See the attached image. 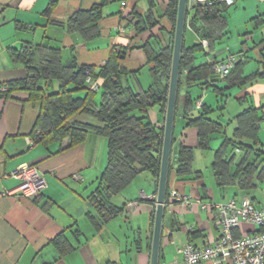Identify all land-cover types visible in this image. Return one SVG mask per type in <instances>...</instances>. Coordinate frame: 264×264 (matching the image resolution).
Instances as JSON below:
<instances>
[{
    "label": "crops",
    "instance_id": "0c3cea01",
    "mask_svg": "<svg viewBox=\"0 0 264 264\" xmlns=\"http://www.w3.org/2000/svg\"><path fill=\"white\" fill-rule=\"evenodd\" d=\"M171 1L0 0V86L26 77L24 66L13 60L11 51L41 45L58 50L63 64L88 66L94 74L112 53L125 51V57L119 59L120 81L133 91H144L152 82L144 45L157 43L173 47V27L167 14ZM122 2H125L124 7H121ZM260 6L263 7L257 0H237L224 9L220 15L226 23V36L215 41L212 48L195 29V11L187 13L182 44L201 48L194 55L192 68L223 62L234 55L241 62L243 77L258 72L264 52V9ZM93 7L100 10L96 23L98 35L85 40L75 30L68 29V22L76 13ZM146 15L154 26L138 33L134 27L136 18ZM185 75L186 72L182 75L175 104L166 184L168 199L163 212L158 264H173L179 258L178 241L198 246L214 244L217 240L219 234L211 215L201 210L194 203L196 200L223 204L248 196L253 206L260 208L264 194V178L256 177L254 189L247 193L234 186L217 187L211 167L214 152L223 137L232 138L236 115L254 108L262 120L254 152L257 155L249 158L256 161L257 172L264 169V80L257 78L240 87L228 88L221 97L213 92V97L205 92L212 90L210 87L187 88ZM212 82L219 89L225 87V82L216 76ZM52 90L56 92V84ZM187 94L194 102V113L202 106L208 107L212 112L210 118L217 121L224 132L215 136L207 151L197 148V131L186 126L182 117ZM97 99L93 98L95 104L100 102H96ZM39 113L40 103L30 101L25 92H15L8 98L0 96V264H150L155 212V203L150 198L155 199L157 192L153 175L140 173L111 197L109 202L119 211L109 220L100 221L91 198L100 187L99 177L106 167V139L88 134L81 143L70 147L66 140L45 147L35 143L28 146L25 139H32ZM146 115L156 129L163 130L165 115L156 106L147 110ZM242 142L252 144L246 139ZM181 145L193 149L191 169L199 173L200 178H195L193 173L177 176L176 155ZM257 148L262 153L256 152ZM201 153H209V156L195 165ZM236 154L238 159L241 153ZM32 167L44 182L33 200L16 190L17 180L5 179L6 175ZM172 190L190 198L193 205L186 208L173 203L169 197ZM128 202L137 203L130 213L125 209ZM93 217L97 222L93 223Z\"/></svg>",
    "mask_w": 264,
    "mask_h": 264
},
{
    "label": "trees",
    "instance_id": "16d2710c",
    "mask_svg": "<svg viewBox=\"0 0 264 264\" xmlns=\"http://www.w3.org/2000/svg\"><path fill=\"white\" fill-rule=\"evenodd\" d=\"M168 9L173 37L177 0H172ZM224 9L226 8L217 6L206 12L195 10L193 24H196L195 29L200 33V37L209 41L210 48L215 41L226 36V23L220 15ZM99 19L100 10L93 7L89 11L76 13L68 22V29L75 30L85 40L93 39L98 35L96 23ZM153 26L149 15L145 18H136L134 24L138 33ZM200 49L199 45L185 47L182 44L176 101L184 72L187 88L210 87L217 97H221L223 91L228 88L240 87L257 78L264 80L263 52L258 72L243 77L241 62L237 61L225 78H219L225 82V87L219 89L212 82L216 62L192 68L194 55ZM143 51L152 80L151 85L144 91H133L130 87L123 86L120 81L119 59L125 57V51L112 53L105 65L94 74L92 68L88 66H79L76 63L63 64L58 50L41 45L33 47L27 45L19 50H12L13 60L24 66L26 77L0 86L6 90L0 92L2 98H8L15 92H25L30 101L40 103V113L31 134L35 144L45 147L50 143H61L66 140L70 147L81 143L88 134L106 139V167L99 177L100 187L91 198L92 207L102 222L109 220L119 211L111 205L110 198L127 187L137 175L149 172L155 178L156 186L158 184L163 130L156 129L148 121L146 112L156 106L160 113L165 115L172 47L146 43ZM87 71L93 80L100 82L98 104L93 101L98 91L92 92L85 85ZM53 84H56V92H52ZM80 93L83 95L77 97L74 95ZM193 105V100L187 94L182 117L186 126L194 127L197 131V148L207 151L215 136L224 135V132L218 122L210 118L212 112L208 107L202 106L198 113H194ZM261 120V115L254 108H247L236 115V128L233 130L232 138L223 137L214 152L211 167L217 187L234 186L239 191L247 193L254 189L256 177L259 180L264 178V169L257 172L256 161L249 158L250 155L253 157L257 155L254 152ZM244 139L250 140L252 144L242 142ZM228 150L231 153L228 154ZM234 151L241 153L238 159ZM256 152L261 151L257 148ZM193 153L192 148L179 146L176 155L177 176L193 173L195 178H200L199 173H194L191 169ZM167 199L166 196L165 203ZM92 219L94 223L96 218Z\"/></svg>",
    "mask_w": 264,
    "mask_h": 264
},
{
    "label": "built area",
    "instance_id": "2783aa9c",
    "mask_svg": "<svg viewBox=\"0 0 264 264\" xmlns=\"http://www.w3.org/2000/svg\"><path fill=\"white\" fill-rule=\"evenodd\" d=\"M237 0H187L186 14L199 9L206 12L210 8L230 7ZM263 6L264 0H257ZM125 2L121 3V7ZM1 22V20H0ZM238 61L234 55L229 56L223 62H216L214 65V75L220 79L225 78ZM85 85L92 92H97L100 82L93 80L90 73H85ZM6 91L5 88H0ZM28 146L34 144L30 138H26ZM13 178L18 181L16 188L23 197L31 200L35 199L44 186L42 177L34 167L13 172L5 176V179ZM75 179H78L76 176ZM10 195L9 192H6ZM170 200L175 204H180L190 208V198L180 195L172 190L169 193ZM155 203L154 198H150ZM201 210L208 212L214 227L218 231V238L214 244L202 243L198 246L190 242L177 243V253L179 258L173 264H264V194L262 195V207L253 206L250 198L244 196L239 200H229L223 204H205L200 200L194 202ZM137 206L136 202L125 204L127 212H131ZM116 264V263H111Z\"/></svg>",
    "mask_w": 264,
    "mask_h": 264
},
{
    "label": "water",
    "instance_id": "95a60500",
    "mask_svg": "<svg viewBox=\"0 0 264 264\" xmlns=\"http://www.w3.org/2000/svg\"><path fill=\"white\" fill-rule=\"evenodd\" d=\"M187 0H178L177 15L172 47V59L168 84V95L163 127V140L161 148L160 168L158 175L157 192L155 198V212L151 241L150 264H158L159 248L163 237L162 220L167 195L166 184L170 160L173 120L176 104V92L178 84L179 61L182 47V37L186 16Z\"/></svg>",
    "mask_w": 264,
    "mask_h": 264
},
{
    "label": "rangeland",
    "instance_id": "374dc122",
    "mask_svg": "<svg viewBox=\"0 0 264 264\" xmlns=\"http://www.w3.org/2000/svg\"><path fill=\"white\" fill-rule=\"evenodd\" d=\"M261 7V6H260ZM261 10H263V7H261ZM192 11H190L189 13H191ZM219 47H221V46H219ZM218 48V47H217ZM198 57H200V56H198ZM208 95L210 94L211 96H213L214 97V93H213V91L211 90V89H209V90H207V91H205ZM100 91L98 92V93H96L95 94V96L94 97H97L98 99L97 100H95L96 102H98L99 100H100ZM217 104H215L213 107H215ZM220 143V142H219ZM205 156H209V153L208 154H200V159H199V157L197 158V161H196V163H195V165L197 164V163H201V162H203V160H204V157ZM207 177V176H206ZM210 179L212 180V175H210ZM206 180H209V177H207L206 178Z\"/></svg>",
    "mask_w": 264,
    "mask_h": 264
}]
</instances>
